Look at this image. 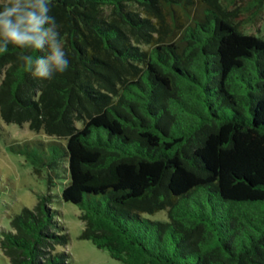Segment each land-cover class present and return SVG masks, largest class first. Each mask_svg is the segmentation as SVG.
I'll use <instances>...</instances> for the list:
<instances>
[{"label":"trees","instance_id":"obj_1","mask_svg":"<svg viewBox=\"0 0 264 264\" xmlns=\"http://www.w3.org/2000/svg\"><path fill=\"white\" fill-rule=\"evenodd\" d=\"M50 9L68 70L40 80L19 57L46 49L0 53V138L49 190L2 230L8 263L72 264L57 199L80 210L81 239L124 264H264V37L242 26L264 0Z\"/></svg>","mask_w":264,"mask_h":264},{"label":"rangeland","instance_id":"obj_2","mask_svg":"<svg viewBox=\"0 0 264 264\" xmlns=\"http://www.w3.org/2000/svg\"><path fill=\"white\" fill-rule=\"evenodd\" d=\"M244 31L264 37V16L255 23H242ZM9 136L16 140L40 139L48 137L30 130L27 124L2 123ZM61 184L51 189L60 193ZM49 193L47 172L41 175L33 172L32 165L22 155L12 153L3 138H0V237L2 230L10 229V217L20 212L22 207L33 208L38 196ZM50 205L59 212L58 220L69 235V242L63 249L70 254L72 264H124L112 258L107 250L98 249L89 240L81 239L83 223L79 219L80 210L70 202L55 199ZM48 206V204H47ZM49 207V206H48ZM165 211L150 215L151 219L165 218ZM0 264H9L0 249Z\"/></svg>","mask_w":264,"mask_h":264},{"label":"clouds","instance_id":"obj_3","mask_svg":"<svg viewBox=\"0 0 264 264\" xmlns=\"http://www.w3.org/2000/svg\"><path fill=\"white\" fill-rule=\"evenodd\" d=\"M50 0H3L0 3V53L9 45L22 50H47V55L34 58L22 54L25 71L40 80H51L54 74L70 67L60 39L59 25L50 13Z\"/></svg>","mask_w":264,"mask_h":264}]
</instances>
